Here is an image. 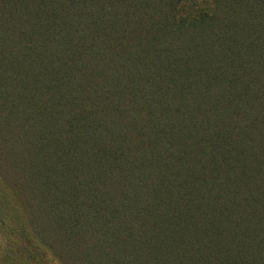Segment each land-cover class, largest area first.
Masks as SVG:
<instances>
[{
  "label": "trees",
  "instance_id": "1",
  "mask_svg": "<svg viewBox=\"0 0 264 264\" xmlns=\"http://www.w3.org/2000/svg\"><path fill=\"white\" fill-rule=\"evenodd\" d=\"M0 231V264H264V0H0Z\"/></svg>",
  "mask_w": 264,
  "mask_h": 264
},
{
  "label": "rangeland",
  "instance_id": "2",
  "mask_svg": "<svg viewBox=\"0 0 264 264\" xmlns=\"http://www.w3.org/2000/svg\"><path fill=\"white\" fill-rule=\"evenodd\" d=\"M16 240V239H15ZM13 237L5 236L2 231H0V253H2L3 250H5L8 246H14ZM38 259L40 260L41 264H51L49 260H45L46 254H38Z\"/></svg>",
  "mask_w": 264,
  "mask_h": 264
}]
</instances>
